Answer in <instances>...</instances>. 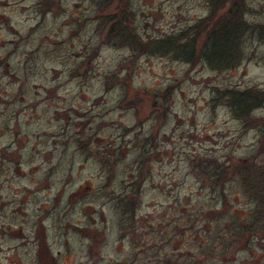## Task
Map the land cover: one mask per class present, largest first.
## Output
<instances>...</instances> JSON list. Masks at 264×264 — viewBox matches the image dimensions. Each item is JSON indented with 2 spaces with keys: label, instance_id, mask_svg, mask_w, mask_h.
<instances>
[{
  "label": "rangeland",
  "instance_id": "374dc122",
  "mask_svg": "<svg viewBox=\"0 0 264 264\" xmlns=\"http://www.w3.org/2000/svg\"><path fill=\"white\" fill-rule=\"evenodd\" d=\"M209 1L0 0V264H264V0L233 68L157 48Z\"/></svg>",
  "mask_w": 264,
  "mask_h": 264
},
{
  "label": "trees",
  "instance_id": "16d2710c",
  "mask_svg": "<svg viewBox=\"0 0 264 264\" xmlns=\"http://www.w3.org/2000/svg\"><path fill=\"white\" fill-rule=\"evenodd\" d=\"M208 4L211 14L222 11L224 15L220 19H216V23L205 31V36L200 41L199 52L194 48L200 35L203 34L201 33L202 27L199 28L200 25H198L200 23L195 24L189 32H181L175 37L170 36L166 40L160 41L157 48H161L163 53H174L176 57L182 58L187 63H195L198 61L197 58H200L202 62L215 70L233 68L243 58L241 40L248 31H251V26L243 18L246 5L243 0H210ZM112 18L115 20L118 17L112 16ZM114 31L117 32V30ZM259 36L264 38V30L259 33ZM225 98L234 116L238 119H245L251 110L264 106V91L231 89L226 91ZM252 177L264 180V171L259 170L258 175L255 176L252 173L246 175L247 179ZM261 184L258 182V185ZM213 185L217 186L215 182ZM254 193L260 199L261 196H264V189L263 192ZM247 227L250 229L251 226ZM248 234L250 235L251 231L248 230Z\"/></svg>",
  "mask_w": 264,
  "mask_h": 264
},
{
  "label": "flooded vegetation",
  "instance_id": "af4514ba",
  "mask_svg": "<svg viewBox=\"0 0 264 264\" xmlns=\"http://www.w3.org/2000/svg\"><path fill=\"white\" fill-rule=\"evenodd\" d=\"M143 180H144V177L141 175L139 177V181L141 182ZM133 182H134V180H133ZM133 182H132V184H134ZM131 186H130V188H131L132 191L129 192L130 195H127V197H130L129 200L131 202V204H130L131 210L129 212L122 211L123 212V217H128L129 218V222H127L126 219L121 221L122 216H121V214H119V217H120V221L119 222H120V224L117 227V229H118L117 233H118V240H119L120 244H123L125 241L128 240L129 243L131 244V246L134 247L136 245V243H137V242L135 243V241L133 240V239H137L136 238V236H137L136 229L137 228L134 226V223L136 224L138 215L136 213L137 212L136 208H134L135 207V203H134V198L132 196V193H133L134 189ZM131 199H133V200H131ZM40 223H41L40 219H38L37 222L36 221L34 222V228H33V233L34 234L38 231V230H35V228H36V226L40 227ZM35 261L38 262V263H41V260H35Z\"/></svg>",
  "mask_w": 264,
  "mask_h": 264
}]
</instances>
